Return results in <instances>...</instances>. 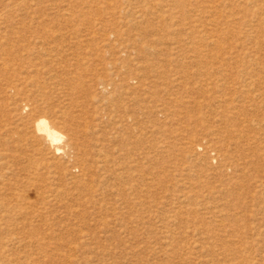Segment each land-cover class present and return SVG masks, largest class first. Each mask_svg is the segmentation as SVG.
Returning <instances> with one entry per match:
<instances>
[{
    "label": "rangeland",
    "instance_id": "1",
    "mask_svg": "<svg viewBox=\"0 0 264 264\" xmlns=\"http://www.w3.org/2000/svg\"><path fill=\"white\" fill-rule=\"evenodd\" d=\"M255 2L0 0V264H264Z\"/></svg>",
    "mask_w": 264,
    "mask_h": 264
},
{
    "label": "bare ground",
    "instance_id": "2",
    "mask_svg": "<svg viewBox=\"0 0 264 264\" xmlns=\"http://www.w3.org/2000/svg\"><path fill=\"white\" fill-rule=\"evenodd\" d=\"M245 4H246V7L249 8V9H253L252 6H257L258 5V3L255 2V0H245ZM261 10H262V8H259L258 11L257 10H255V11H257L260 14ZM247 25L250 27V30L252 32L253 31L254 32H259V28L257 26L258 25L261 26L262 23L259 22V24L256 25V24L248 22ZM262 30H263L262 33L264 34V28H262ZM259 58H261V57L259 56ZM255 60L256 59L252 58V61H255ZM238 84L240 86L238 89H240L243 86V84L240 81H239ZM239 91H240V93H242V88ZM255 122H257V121H255ZM36 130H37L38 133H43L46 136V138L49 140L51 146L52 145L55 146L54 147L55 148V152L62 151L61 147L57 146V144L63 138V136H62L61 132L59 130H57L54 126H52L46 118L38 119V121L36 123Z\"/></svg>",
    "mask_w": 264,
    "mask_h": 264
}]
</instances>
